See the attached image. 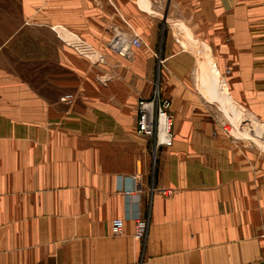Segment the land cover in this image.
Here are the masks:
<instances>
[{
  "label": "crops",
  "instance_id": "crops-1",
  "mask_svg": "<svg viewBox=\"0 0 264 264\" xmlns=\"http://www.w3.org/2000/svg\"><path fill=\"white\" fill-rule=\"evenodd\" d=\"M116 30L147 45L121 56ZM203 46L264 120V0H0V264H264V152L198 89ZM157 76L174 142L153 162Z\"/></svg>",
  "mask_w": 264,
  "mask_h": 264
},
{
  "label": "built area",
  "instance_id": "built-area-1",
  "mask_svg": "<svg viewBox=\"0 0 264 264\" xmlns=\"http://www.w3.org/2000/svg\"><path fill=\"white\" fill-rule=\"evenodd\" d=\"M147 44L135 30L127 36L124 32L116 30L115 35L109 46L122 56H129L132 47H142ZM64 101H73V94H66L62 98ZM172 102L168 98L160 95V91L156 90L155 95L151 99H140L137 105L138 123L137 131L143 136L153 138L156 147L172 146L174 142L173 134V115L171 112ZM126 192L130 193L131 190ZM162 194H167L168 190H160ZM125 225L124 218H116L112 222V232L120 234ZM149 222L146 219H139L135 225V236L144 243L148 234ZM262 240L264 242V221L262 224Z\"/></svg>",
  "mask_w": 264,
  "mask_h": 264
},
{
  "label": "rangeland",
  "instance_id": "rangeland-1",
  "mask_svg": "<svg viewBox=\"0 0 264 264\" xmlns=\"http://www.w3.org/2000/svg\"><path fill=\"white\" fill-rule=\"evenodd\" d=\"M132 48H131V51H132ZM206 50H207V47L203 46L201 48V51H200L201 53L199 55V67L201 69V72L199 71L197 72L198 89L202 92V94L204 95L206 94L208 98L214 101L212 103L213 105L212 107L214 109L215 115L218 121L222 124L223 128L228 132V134H230L233 137H236L240 141H244V142H247L248 144H252L258 150L264 152V120H260V119L258 120L253 115L248 113L249 111L247 112L244 110H240L238 106H235V104L232 103L231 98H229V93H228L225 81L222 78L221 73L217 69L215 63L213 62L211 57H209L210 55L208 56ZM131 51H130V55H131ZM155 55L156 57H159L157 53ZM129 56H125V57H129ZM156 79H157V82H156V87L154 89L153 95L150 98H141V99L153 98L156 90L160 91V95L162 97L168 98V97L163 96L161 93V90L158 84L159 83L158 76L156 77ZM69 94H73V93H69ZM73 95H74V98H76L75 94ZM213 96H215V98H213ZM62 101L64 100L62 99ZM64 102H67V101H64ZM231 103L234 106H232ZM171 112H172V107H171ZM173 120H174V116H173ZM137 123H138V119H137ZM136 131H137V126H136ZM153 141L155 140L153 139ZM157 148L159 147H156L155 145V151L152 154L153 162L155 161L154 158L156 156L155 152Z\"/></svg>",
  "mask_w": 264,
  "mask_h": 264
}]
</instances>
